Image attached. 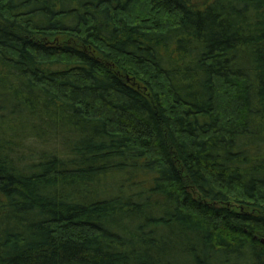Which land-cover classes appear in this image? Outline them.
I'll return each mask as SVG.
<instances>
[{
  "label": "trees",
  "instance_id": "trees-1",
  "mask_svg": "<svg viewBox=\"0 0 264 264\" xmlns=\"http://www.w3.org/2000/svg\"><path fill=\"white\" fill-rule=\"evenodd\" d=\"M0 264H264V0H0Z\"/></svg>",
  "mask_w": 264,
  "mask_h": 264
},
{
  "label": "rangeland",
  "instance_id": "rangeland-1",
  "mask_svg": "<svg viewBox=\"0 0 264 264\" xmlns=\"http://www.w3.org/2000/svg\"><path fill=\"white\" fill-rule=\"evenodd\" d=\"M59 135H60V137H61V143L60 144H58V145H56V148L57 149H59V150H62V149H64V147H65V145H63L62 144V139L64 138V137H68L67 139V141H69V142H71L74 138H75V134L74 133H72V132H70V131H68L67 130V128L65 129V128H59ZM39 143H35V146H34V148H40L41 147V145H38ZM40 144H42V143H40ZM53 145H54V142L52 141V140H50V142L49 143H47V144H43L42 146H43V148H41V149H44V150H46V149H50L51 147H53ZM68 145V144H67ZM33 147V146H32ZM25 154H27V153H25Z\"/></svg>",
  "mask_w": 264,
  "mask_h": 264
}]
</instances>
